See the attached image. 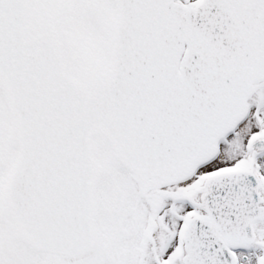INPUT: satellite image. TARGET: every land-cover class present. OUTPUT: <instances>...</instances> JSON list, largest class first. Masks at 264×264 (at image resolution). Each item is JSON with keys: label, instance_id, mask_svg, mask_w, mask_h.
I'll use <instances>...</instances> for the list:
<instances>
[{"label": "snow or ice", "instance_id": "obj_1", "mask_svg": "<svg viewBox=\"0 0 264 264\" xmlns=\"http://www.w3.org/2000/svg\"><path fill=\"white\" fill-rule=\"evenodd\" d=\"M0 264H264V0H0Z\"/></svg>", "mask_w": 264, "mask_h": 264}]
</instances>
